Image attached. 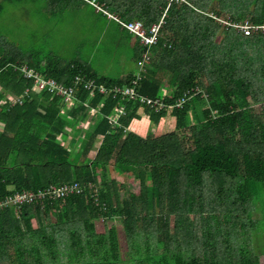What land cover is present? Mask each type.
Listing matches in <instances>:
<instances>
[{
    "label": "trees",
    "instance_id": "trees-1",
    "mask_svg": "<svg viewBox=\"0 0 264 264\" xmlns=\"http://www.w3.org/2000/svg\"><path fill=\"white\" fill-rule=\"evenodd\" d=\"M47 1L58 12L72 8L77 12L76 2L86 4L85 0ZM93 1L125 21H141L146 28L159 21L167 7L150 64L136 90L161 98L165 105L187 95L190 99L180 107L155 111L135 98L90 93L80 83L75 88L77 107L64 114L61 98L32 90L33 79L24 78L19 66L64 85H71L76 75L107 88L123 83L98 77L80 57L65 61L57 47L52 49L55 56L52 52L43 56L41 44L23 49L14 42L5 49L3 42L0 200L22 191L37 196L66 183H77L79 192L23 202L19 209L14 204L0 209V264H261L264 0H184L169 5L168 0ZM1 9L0 0V14ZM222 12L233 23L248 19L258 29L243 35L222 28L215 19ZM96 13L120 28L102 12ZM222 32L225 38L219 43L216 36ZM141 52L140 48L137 61ZM164 74L169 95L162 87ZM133 79L126 84L132 87ZM198 88H204L208 106L194 118L192 108L203 97L191 96ZM6 93L23 97L22 103L9 107ZM118 105H123L124 114L112 124L109 115ZM92 108L91 114H96L80 134L76 151L56 141L57 135L63 137L78 121L84 122ZM140 108L156 129L162 118L171 115L174 130L159 136L129 131V124L140 120ZM97 139L99 145L91 154ZM110 168L130 174L139 183L138 193L120 196L115 180L109 179ZM257 207L260 218L253 216ZM109 218L121 221L124 255L117 227L112 224L97 232L91 221Z\"/></svg>",
    "mask_w": 264,
    "mask_h": 264
},
{
    "label": "rangeland",
    "instance_id": "rangeland-1",
    "mask_svg": "<svg viewBox=\"0 0 264 264\" xmlns=\"http://www.w3.org/2000/svg\"><path fill=\"white\" fill-rule=\"evenodd\" d=\"M2 9L0 14V46L2 47V43L6 44L5 49H8L15 44L18 46L20 43V47L23 49H27L29 46H33L35 43L41 44V48H45V50L41 51V55H48L50 52L55 53L52 49H56L60 57H67L64 59L65 61H69L71 57L77 56L83 57L84 59L91 60L93 58L95 62H92V66H96L97 68L105 67V73L113 74L117 72V67L113 62L114 54L105 53L103 49L107 50L109 48V40L118 38L121 39L127 36V33L121 31L113 22H107L103 17L97 15L93 12L89 7L84 8L83 10H75L72 8L70 11L67 9L66 11L58 12L57 7L50 5L47 0H21V2H9L1 0ZM218 3V2H217ZM100 5V4H98ZM105 8L104 6L100 5ZM110 12V11H109ZM113 13V12H111ZM114 16L120 17L118 14L113 13ZM121 18V17H120ZM217 21L220 23L221 27L224 28L229 19V14L227 12H222L219 17H217ZM248 19L243 20L242 23L247 22ZM228 28V27H227ZM235 29V27H230ZM261 28H264L262 26ZM254 30V29H253ZM240 31L243 35H249L253 32L245 33ZM248 31V30H247ZM116 33L117 36H112V33ZM225 33H219L216 36L217 42H222L224 40ZM8 42V43H6ZM8 44V45H7ZM80 44V46H79ZM52 46L50 48L49 46ZM49 47V48H48ZM102 57V58H101ZM107 58L111 59L110 61L106 60ZM82 59V58H81ZM108 61V62H103ZM104 63V65H103ZM21 67H25L22 65ZM136 75V74H135ZM134 75V76H135ZM24 76V75H23ZM26 77V74H25ZM24 77V78H25ZM164 78H166V74H164ZM165 82V79L164 81ZM165 84H167L165 82ZM168 91V90H167ZM204 88H198L194 90V93L191 96L197 95L198 93L202 94V99L197 102L195 109H193L194 118H198L201 115L202 109L208 106L206 96L204 93ZM7 96L10 94L6 93ZM12 98L11 101H7V105L11 107L9 102L12 104L17 100L20 96H10ZM8 99V98H7ZM161 100V98H158ZM187 98V100H189ZM162 101V100H161ZM180 104V101H176ZM79 101L75 104L77 107ZM193 106V105H192ZM74 107V105L72 106ZM118 107H123V105H118ZM146 108V106H142ZM62 113H66L70 108L64 103L61 106ZM123 114H124V109ZM169 113V112H168ZM96 114V113H95ZM93 114V115H95ZM90 115V114H89ZM92 115V116H93ZM91 116V115H90ZM145 116V118H144ZM141 116L142 129L137 131V129L132 125L130 127V131L138 134L140 136H146L147 134H152L154 136L162 135L166 132L174 130L175 120L171 115H167V117L162 118L158 128L155 130L154 126H150L146 115ZM143 117V119H142ZM87 117L86 119H88ZM109 118L112 124H118V120L116 123L115 115L110 114ZM147 120V121H146ZM138 121V120H137ZM90 124L89 121H86L82 126L81 122H77V132H75L74 128H71L70 134L74 132L77 134L70 135V139H73L74 143L70 146L68 144V140H63L62 144L71 149L73 152L78 149L79 143L77 140L81 138L82 132L84 131L82 128L87 127ZM150 126V127H149ZM149 127V128H148ZM80 130V134H79ZM1 131V129H0ZM79 134V135H78ZM62 137V136H61ZM64 138V137H63ZM66 139V137H65ZM67 141V143H66ZM100 139H97V143L92 145L93 152L96 150L97 144ZM99 145V144H98ZM92 155H90L91 157ZM95 171H99L96 169ZM109 179H113L116 182V187L120 196H124V194H128V192L132 191L133 193H138L139 191V183L134 180L130 174H126L123 171V168L119 169H109ZM89 189L93 190V183L89 184ZM94 189L93 192H95ZM254 217L260 218L261 213L259 207H257L253 214ZM54 219V218H52ZM94 223L95 230L97 232H102L104 226L114 224L119 232L120 245L122 248L123 255L125 254V238L123 232L121 230V221L117 218H109L105 221L102 220H91ZM36 226L34 223H32ZM172 226V222H170V227ZM260 263L264 264V254L260 257Z\"/></svg>",
    "mask_w": 264,
    "mask_h": 264
},
{
    "label": "built area",
    "instance_id": "built-area-1",
    "mask_svg": "<svg viewBox=\"0 0 264 264\" xmlns=\"http://www.w3.org/2000/svg\"><path fill=\"white\" fill-rule=\"evenodd\" d=\"M89 4H91L96 11L102 12L108 19L115 21L119 24L120 28L123 30H126L132 37H134L142 46L143 52L141 54V58L137 62L138 70L135 73L134 79L130 82L132 87L130 85H127L123 88L119 87H110L107 88L103 84H96L95 80L92 78L86 79L84 76H74L71 85H64L62 83L57 82L53 78H46L45 76L39 75L35 70L29 69L26 66L21 67L19 66V70L24 75L25 78H32L33 84H32V90L40 92V91H46L47 93L53 94L54 96H58L61 98V104L68 106V108L72 107L73 105L78 102V99L75 95V88L78 84H82L84 89H87L90 93H93L94 91L98 90L102 94H112L113 96H116L117 94H120L121 98H129L130 99H136L138 100L139 104L141 106H146L149 108H153L155 111H158L160 109L171 108V106H177L180 107L184 101L187 100L190 96H184L185 98L180 99L179 103H175L174 105H165L161 100L158 98H149L146 96H143L139 94L136 90L137 86V80L140 79L141 73H144L146 70V66L150 63L151 60V48L152 46L157 44L158 38L160 36V29L162 25L164 24V17L167 10V7L165 11L162 13L159 21L156 23L151 24L148 28L144 26V24L139 20H131V21H125L120 17L114 16L113 13L109 12L106 8L101 7L97 3H95L93 0H86ZM171 2H184V0H168V5ZM217 20V18H215ZM227 27H235V29L239 31H243L245 33L248 32H254L258 29V27H255L247 22L244 23H233L231 21H228L226 23ZM262 27V26H261ZM254 29V30H253ZM248 30V31H247ZM28 89L25 90L24 95H27ZM167 94V93H166ZM9 101L12 100L10 96L7 97ZM17 98V97H16ZM23 97H18L17 100L13 103H22ZM10 105H13L11 102H9ZM123 107H118L115 109V111L112 113L115 115V120L117 123V120L120 115L123 114ZM95 109H90V115L91 113H94ZM89 115V116H90ZM111 121V120H110ZM77 183H66L63 185H59L57 187L50 186L48 189L45 190L43 193H39L37 196L32 195V193L27 192H21V193H15L12 196L4 197L0 200V209L7 208L9 205L14 204L17 209L21 207V204L23 202H32L36 199H42L47 196V198H55L60 199L64 198L69 193H72L73 191L79 192ZM90 186V185H89ZM45 201H49L46 200Z\"/></svg>",
    "mask_w": 264,
    "mask_h": 264
},
{
    "label": "crops",
    "instance_id": "crops-1",
    "mask_svg": "<svg viewBox=\"0 0 264 264\" xmlns=\"http://www.w3.org/2000/svg\"><path fill=\"white\" fill-rule=\"evenodd\" d=\"M86 1V0H85ZM89 5L87 1H86V4H78L76 2V4L74 5V7H77V10H83L84 8L86 7H89L90 9H92ZM92 6V5H91ZM93 10V9H92ZM94 13H96V10H93ZM97 14V13H96ZM98 15V14H97ZM107 21V20H106ZM120 29V28H119ZM112 36H117L116 33H112ZM109 48L107 50L103 49L105 53H108V54H114V58H113V62L115 64V66L117 67V72L113 73V74H108V73H105V67H102V68H97L96 66H92V62H95L93 61L94 59L91 58V60L88 59H84L83 57H81L82 59V63L83 65L88 68L89 70H91L92 72H94L95 74H97L98 77H104L106 78L107 80H115V81H121L123 84L122 86H117V85H114V86H110V87H119V88H123L125 86H127L126 82L133 76L135 75V73L137 72L138 70V66H137V62L139 61V59L141 58V55H140V58L138 59L137 61V58L139 56V51H140V48L142 49V52H143V48L142 46L140 45V43L132 36L129 35V37L127 38L126 37H123L121 39H118V38H114V39H111L109 40ZM39 46V44L35 43L33 45L34 48H37ZM141 52V54H142ZM152 54V53H151ZM102 58V57H101ZM106 60L110 61L111 59L107 58ZM76 61V60H75ZM108 61H103L104 63L105 62H108ZM103 63V65H104ZM41 66H45V62L43 61L42 62V65ZM137 68V69H136ZM162 79V82L164 81L165 79V82L167 83V76L166 78H164V76L161 77ZM165 82H163V88H165V93H167L168 95L170 94V89L168 88V85L165 84ZM116 83V82H115ZM104 85V84H103ZM105 86V85H104ZM162 88V89H163ZM168 90V91H167ZM12 96V95H10ZM8 97V96H7ZM7 100V98H6ZM2 102H0L1 104ZM75 107V106H74ZM137 114L141 116H144V111L142 110V108H140V110L137 112ZM93 116H89L88 119H85L84 122L81 123V126L86 122V121H89L91 123V121L93 120L92 118ZM92 118V119H91ZM145 118V116H144ZM143 119V117H142ZM147 119V118H146ZM141 118L140 120H136V121H132L129 126H128V130L130 131V127L132 125H134V127L137 129V131L141 130L143 127H142V122H141ZM147 121V120H146ZM81 122V121H80ZM93 122V121H92ZM149 122V120H148ZM150 123V122H149ZM89 126V125H88ZM87 126V127H88ZM87 127H83L82 129L85 131V129ZM150 127V126H149ZM148 127V128H149ZM155 127V126H154ZM0 129H2V123H0ZM77 125L76 127L74 128L75 132H77ZM156 130V128H155ZM73 133V134H76V133ZM71 131L69 130L68 133L64 136L65 137H61L62 135H57L56 136V141L58 143H61L62 144V141L63 140H68V144H70V146L74 143V140L73 139H76V138H72L70 139V135H73V134H70ZM79 134H80V130H79ZM78 134V135H79ZM77 136V134L75 135ZM78 138V136H77ZM67 143V141H66ZM97 143V141H96ZM99 144V143H98ZM98 144H97V147H98ZM64 148H66L65 146V143H64ZM97 147H95L97 149ZM71 150V149H69ZM96 151V150H95ZM95 151L93 152V148H91L90 150V153L93 154L95 153ZM32 223H34V220H32ZM33 225V224H32ZM34 226V225H33Z\"/></svg>",
    "mask_w": 264,
    "mask_h": 264
},
{
    "label": "clouds",
    "instance_id": "clouds-1",
    "mask_svg": "<svg viewBox=\"0 0 264 264\" xmlns=\"http://www.w3.org/2000/svg\"><path fill=\"white\" fill-rule=\"evenodd\" d=\"M149 64H150V63H149ZM149 64H148V65H149ZM165 94H166V93H165Z\"/></svg>",
    "mask_w": 264,
    "mask_h": 264
}]
</instances>
